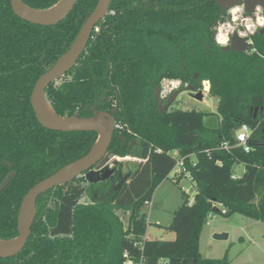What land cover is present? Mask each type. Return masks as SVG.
I'll use <instances>...</instances> for the list:
<instances>
[{
	"label": "trees",
	"instance_id": "1",
	"mask_svg": "<svg viewBox=\"0 0 264 264\" xmlns=\"http://www.w3.org/2000/svg\"><path fill=\"white\" fill-rule=\"evenodd\" d=\"M60 0H22L44 11ZM217 0H110L109 11L92 31L84 53L63 78L44 92L53 112L66 119L110 113L115 124L107 159L137 158L145 162L128 183L114 189L118 176L88 184L82 176L38 196L30 236L15 256L0 264H167L194 259L197 264H231L203 258L199 241L206 217L221 204L234 214L264 223V35L250 36L247 52L222 51L216 29L229 20ZM99 0H78L53 26L18 18L10 0H0V240L18 235V211L26 193L38 182L85 156L97 140L95 132H60L40 125L30 104L38 78L71 46ZM264 11V9H263ZM264 13V12H263ZM164 80L179 81L217 99L218 125L207 127L210 114L195 110L159 112L154 97ZM182 91V90H180ZM241 125L250 129L249 152L235 148ZM229 150L220 148L221 144ZM195 184L196 194L173 212V240L146 238L141 212L155 189L169 178L176 158ZM244 167L236 175L232 167ZM184 176L180 173L176 183ZM235 176V178H232ZM129 196V202L123 201ZM84 198V199H83ZM129 214L126 229L115 215ZM60 234V235H57ZM62 234V235H61Z\"/></svg>",
	"mask_w": 264,
	"mask_h": 264
},
{
	"label": "water",
	"instance_id": "2",
	"mask_svg": "<svg viewBox=\"0 0 264 264\" xmlns=\"http://www.w3.org/2000/svg\"><path fill=\"white\" fill-rule=\"evenodd\" d=\"M64 1L62 6L53 13H46L49 9L55 5ZM78 0H60L53 7L44 10H34L25 6L22 0H10V6L13 13L20 19L40 25V26H53L61 22L72 10ZM110 0H99L96 8L86 18L82 24L76 38L69 47V49L61 55L58 60L36 81L31 96L30 104L35 114L36 119L40 125L49 130H55L60 132H95L97 134V140L92 146L90 151L78 160L62 167L51 176L36 183L24 196L20 204L18 211V235L16 238L3 242H12V244L6 248L0 247V258H10L17 255L25 246L29 236L30 227L34 218V206L38 196L45 192L69 182L74 179L83 176L88 184H95L109 180L114 173V163L109 168L110 163L107 159V151L111 144L114 135L115 119L114 114L117 111L115 107L110 113L95 111L94 115L89 118L80 119H66L57 116L48 105L44 92L45 89L53 82L63 78L66 73L71 70L84 53L88 41L91 37L97 23L102 20L109 11ZM216 5L221 11H227L232 7L243 5L247 13H252L256 7H263L264 0H217ZM37 12V13H33ZM259 33L264 35V26L259 28ZM250 48V43L246 37H241L239 34L234 33L228 44L221 46L222 51H234L238 53L247 52ZM186 91L194 93L192 98L197 101L203 100V93L196 91L195 87H186ZM179 91H174L167 99V102L163 105L160 97V87L155 90V98L157 101V108L159 112H163L169 108L175 101ZM49 106L52 113L57 119L50 118L45 112L44 105ZM264 138V136H263ZM112 160L116 157H111ZM115 163L117 161L114 160ZM236 170V165L232 167V171ZM14 176L13 172L5 178L0 186V193L8 186L10 179ZM214 211H218L214 208ZM228 235L226 233H217L213 235L215 240H225ZM160 242H170L173 240V233L168 232L165 236L156 239ZM167 264H197L194 259H170Z\"/></svg>",
	"mask_w": 264,
	"mask_h": 264
},
{
	"label": "rangeland",
	"instance_id": "3",
	"mask_svg": "<svg viewBox=\"0 0 264 264\" xmlns=\"http://www.w3.org/2000/svg\"><path fill=\"white\" fill-rule=\"evenodd\" d=\"M239 8L240 11L233 16V9ZM250 18L244 16L243 6H235L228 11L230 15V23L220 26V30L216 32L224 37L228 34L237 32L241 37L249 36L260 28L256 23L257 18H264L262 15V8L257 7ZM231 18L235 19L234 23ZM253 27L249 29L248 25ZM226 38V37H225ZM164 83V82H163ZM166 83V82H165ZM203 87V85H202ZM217 99L210 97L203 93V100L197 101L187 91H181L173 104L170 107L171 111H191L195 110L210 114L204 118V124L207 127H216L218 125V118L216 116ZM110 163H114V172H118V176L113 183L114 189L119 188L123 183H128L135 174L136 168H139L143 163L137 161H123L115 163L112 158H109ZM120 159V160H119ZM119 161L127 160L126 158H119ZM135 159V158H134ZM244 167L239 165L235 170L236 175H241ZM178 168H175L157 187L153 195V212L144 206L141 212L145 214L147 221L146 234L148 238H154L157 235H162L165 229L170 225L172 215L175 210L182 204L184 200L183 194H186V199L189 204H192L194 195L196 194L195 184L191 182L188 176H183L178 183ZM87 191H84L85 197ZM84 199V198H83ZM125 203L129 202V196L123 199ZM124 225L127 226V219L124 213H119ZM155 219L159 220L161 227L155 225ZM212 230L223 231L228 235L225 240L213 239ZM60 235V234H57ZM62 235V234H61ZM200 253L203 258L207 259H222L225 255L231 264H264V223L245 218L241 215L223 216L216 214L210 221V225L204 224L200 241Z\"/></svg>",
	"mask_w": 264,
	"mask_h": 264
},
{
	"label": "built area",
	"instance_id": "4",
	"mask_svg": "<svg viewBox=\"0 0 264 264\" xmlns=\"http://www.w3.org/2000/svg\"><path fill=\"white\" fill-rule=\"evenodd\" d=\"M202 85H203V87L201 89V92L207 94L208 90H209L208 82H203ZM178 86H179V82H177V81H164L163 86H162V93H161L162 97H165L168 94H170ZM205 89H207L206 92L204 91ZM243 126H245V125H241L239 127V129L237 130V132H236V135H235L236 142L234 144V147L235 148H242L244 152H249V147H248V144H247L248 139L250 137V129H249V127L247 126L248 134L244 135V139L243 140H241L239 138V136H238V133L243 129ZM122 128L123 127L120 124H115L114 125V129L115 130H122ZM220 148H222L224 150H229L230 146L228 144H226V143H223V144H221ZM173 156L176 158V162H175V166H174L173 170L175 168H178V172L176 174L179 175L180 173H182V174H184V176H188V178L191 180V178H190L189 174L187 173V171L185 169V166H184V158L179 157L177 152H174ZM114 159L117 160L118 158L116 157ZM108 167L111 168L112 164L109 163ZM232 178H235V176H232ZM87 186H88V182L84 178V180L80 184V189L82 191H84L87 188ZM144 206H147L149 208L148 210H150L151 201L145 202ZM213 207L217 208L218 211L217 212L216 211H212V212L208 213V215L206 217V220H205V225H207V226L210 225V221L216 216V214H220V215H223V216L226 214V210L223 208V206L221 204H213ZM122 264H132V262L130 260V256H129L128 252H126V251H124L123 254H122ZM136 264H143V262H142V260H140Z\"/></svg>",
	"mask_w": 264,
	"mask_h": 264
},
{
	"label": "flooded vegetation",
	"instance_id": "5",
	"mask_svg": "<svg viewBox=\"0 0 264 264\" xmlns=\"http://www.w3.org/2000/svg\"><path fill=\"white\" fill-rule=\"evenodd\" d=\"M241 6H243V5H241ZM258 7V6H257ZM256 7V9L252 12V13H247L246 12V10H245V8H244V6H243V8H244V16L246 17V18H250V16L252 15V14H254V12L255 11H258V8ZM233 8V7H232ZM263 9H264V6L262 7V15H263V17H264V11H263ZM231 10V8L229 9V10H227V11H225V12H227V14H228V11H230ZM229 15V14H228ZM231 21L234 23V21H235V19L233 18H231ZM230 23V15H229V20L226 22V23H223V24H221V25H219L218 27H217V29H216V32H217V30H218V32H219V30H220V26H222V25H225V24H229ZM260 27H263V26H260ZM256 31H258L259 32V29L258 30H256ZM255 31V32H256ZM254 32V33H255ZM234 33H237V32H234ZM234 33H231L230 34V37L228 38V34H226V43L228 44V42H229V40H230V38H231V36L234 34ZM254 33H252V34H250L249 36H245L246 38H247V40H248V42L250 43V45H251V40H250V36H252ZM237 34H239V33H237ZM220 35L219 34H215V42L221 47V46H225V45H227L226 43H225V45H220L217 41H219V37ZM240 36V35H239ZM164 81H168V80H164ZM163 81V82H164ZM163 82L161 83V85L160 86H158V87H160V97H161V99H162V104L164 105L166 102H167V99L171 96V94L174 92V91H179V93L181 92L180 90H182V91H186L185 90V88L186 87H190V86H187V85H185V86H183L182 87V85H181V83L179 82V81H177V82H179V86L176 88V89H174L170 94H168L167 96H165V97H162V86H163ZM203 84V83H202ZM191 87H193V86H191ZM157 88V87H156ZM156 90V89H155ZM196 90V89H195ZM197 91V90H196ZM191 96L194 94V93H191V92H189V91H187ZM155 95V94H154ZM155 97V96H154ZM156 99V98H155ZM171 107V106H170ZM169 107V108H170ZM168 109V108H167ZM165 111V110H164Z\"/></svg>",
	"mask_w": 264,
	"mask_h": 264
},
{
	"label": "crops",
	"instance_id": "6",
	"mask_svg": "<svg viewBox=\"0 0 264 264\" xmlns=\"http://www.w3.org/2000/svg\"><path fill=\"white\" fill-rule=\"evenodd\" d=\"M119 159V158H118ZM115 160V161H117V163H121V162H123V161H130V157H126V159L127 160H122V161H119V160ZM132 160H134V161H137V162H139V163H144L145 162V160H142V159H137V158H132ZM137 169V168H136ZM136 171V170H135ZM157 189V188H156ZM156 189H155V191H156ZM154 191V192H155ZM153 195H154V193H153ZM153 196H152V199H151V208H150V210L153 212L154 210H153V208H154V206L152 205L153 203ZM149 210V211H150ZM124 213V216L126 217V219H127V222H128V216H129V214L127 213V212H124V211H122V210H117V211H115L114 213H115V215L120 219V221L122 222V225H123V228H124V230L126 229V225H124V222L122 221V219H121V217L119 216V213ZM156 221H155V225H157L158 227H161V225H160V222H159V220H157V219H155ZM168 232L165 230L164 231V233L162 234V235H157V236H155L154 238H148V236H147V234H146V238H148V239H158V238H161V237H163V236H165L166 234H167ZM217 233H223V231H221V230H219V231H216V230H212L211 232H210V234H217ZM200 249V248H199Z\"/></svg>",
	"mask_w": 264,
	"mask_h": 264
},
{
	"label": "bare ground",
	"instance_id": "7",
	"mask_svg": "<svg viewBox=\"0 0 264 264\" xmlns=\"http://www.w3.org/2000/svg\"><path fill=\"white\" fill-rule=\"evenodd\" d=\"M64 1H61L60 3H58L57 5H55L53 8L49 9L46 13H53L55 11H57L63 4ZM33 13H37V12H33ZM258 26H261L258 24ZM220 37V36H219ZM218 37V38H219ZM220 45H225V43H220L219 41H217ZM227 44V43H226ZM205 92L207 91V89L204 90ZM44 109H45V112L47 113V115L50 117V118H53L55 120H59L56 118V116L52 113L51 109L49 108V106H47L46 104L44 105ZM12 244V242H3V241H0V247L2 248H6L8 246H10Z\"/></svg>",
	"mask_w": 264,
	"mask_h": 264
},
{
	"label": "clouds",
	"instance_id": "8",
	"mask_svg": "<svg viewBox=\"0 0 264 264\" xmlns=\"http://www.w3.org/2000/svg\"><path fill=\"white\" fill-rule=\"evenodd\" d=\"M239 11H240L239 8L233 9V16H234V18H235V13H237ZM256 23L259 24V25H261V26H264V18L258 17ZM248 27H249V29H252L253 26L251 24H249ZM219 42L220 43H225L226 42V38L223 35H221L219 37ZM245 134H248V129H247V126L246 125L243 126V129L238 133V136H239V138L241 140H243Z\"/></svg>",
	"mask_w": 264,
	"mask_h": 264
}]
</instances>
